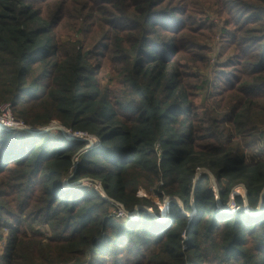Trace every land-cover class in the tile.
<instances>
[{
  "label": "trees",
  "instance_id": "16d2710c",
  "mask_svg": "<svg viewBox=\"0 0 264 264\" xmlns=\"http://www.w3.org/2000/svg\"><path fill=\"white\" fill-rule=\"evenodd\" d=\"M169 2L0 0V104L29 128L57 121L98 141L85 150L87 141L58 134L0 131V264H209L208 250L215 264H264V154L249 159L235 143L264 127V71L234 96L226 89L227 114L199 126L181 48L160 34L177 29L192 0L185 11ZM260 2H246L253 18H264ZM68 25L83 35L95 25V54L60 42ZM236 31L235 41L249 33ZM89 59L107 61L119 88H103ZM141 184L155 186L159 207L136 195ZM230 198L237 210L222 213ZM110 201L128 214L123 224ZM22 216L52 236L28 235Z\"/></svg>",
  "mask_w": 264,
  "mask_h": 264
},
{
  "label": "rangeland",
  "instance_id": "374dc122",
  "mask_svg": "<svg viewBox=\"0 0 264 264\" xmlns=\"http://www.w3.org/2000/svg\"><path fill=\"white\" fill-rule=\"evenodd\" d=\"M246 2H249V0H192L191 12L186 0H170L169 2L173 8H180L184 11L189 9L184 17H176L181 23L176 27L177 29L173 30L172 28L171 34L173 35L160 34L161 38L166 39L174 36L177 45L181 48L176 59L177 63L186 68L184 70L185 86L192 96L195 106L198 108L195 111V118L199 126H205L207 115L213 116V118L218 120L223 118L228 108L226 106V108H221V106L225 102L227 103L230 97L228 93H224L228 88L229 90L235 88L234 96L239 88L247 84L249 75L258 74L260 70L264 71V28H261L259 23V20L264 18L260 15H256L253 18ZM260 3L264 6V0H261ZM262 10H264V7L261 6L258 13L260 14ZM105 19L111 25L119 24L117 23L118 21L108 17H105ZM257 20L258 23H256ZM235 24L236 27L244 26L248 29L249 33L242 37L244 38L243 41H235V38L239 36L237 35L236 27H234ZM182 26H186L185 28L187 29L179 31ZM69 28L68 25V28L60 29L58 34L60 42L64 44L66 42H78L85 50L93 52V45L100 40L98 36H94L95 25L92 27L87 25L84 35L80 32H71ZM97 50L99 51V49ZM93 53L95 54V51ZM89 62L90 64L97 62L100 68L97 76L103 88L111 90L119 88V86H115L118 81V75L112 71V67L107 61L104 59L100 61L89 59ZM222 98H224V101ZM53 124L61 126L57 121H53L47 126L33 130H47L51 136L58 134L64 137L69 134L66 129H64L65 133L63 134L56 129H51ZM95 142L98 144L97 140ZM235 143L244 148L249 159L260 157L264 154V127L256 126L254 129H246L242 134L238 135ZM201 172L211 177V186L216 189L213 176L206 170ZM83 183L98 192L101 197L104 196L98 182L90 183V181L85 180ZM233 193L243 197V187L239 186ZM136 195L150 200L155 206L159 207L161 205L155 195V186L151 187L141 184L137 189ZM162 205L166 208L168 201L165 200ZM178 206L180 207V204ZM244 209L246 210V208ZM219 210L222 213H234L237 208L234 207L230 198L226 205L220 206ZM148 211L150 212L151 210L149 209ZM113 212V209H111L110 213L113 214ZM259 214L260 212H254L253 217H257ZM167 219L168 216L166 215L158 223L164 224ZM20 220L24 221V230L28 235L31 232H37L45 238L52 236L49 226L32 223L24 219L23 216L20 217ZM115 220L118 224L124 223L122 219ZM3 235L6 236L4 232ZM4 243V241L0 242V254ZM206 257L209 264H215L217 261L215 252L212 250L206 252Z\"/></svg>",
  "mask_w": 264,
  "mask_h": 264
},
{
  "label": "built area",
  "instance_id": "2783aa9c",
  "mask_svg": "<svg viewBox=\"0 0 264 264\" xmlns=\"http://www.w3.org/2000/svg\"><path fill=\"white\" fill-rule=\"evenodd\" d=\"M55 127H58L57 124H53V128L51 126V129H55ZM29 127L25 126L21 121L16 120L12 114L11 106L10 104H0V131H22L26 133V130ZM69 134L65 135L64 137L68 139H72L70 137H73V139H79L84 140L89 143L87 148H89L91 145L96 144V138L93 136H89L86 133H71L68 131ZM111 204L114 205V216L116 219H125L128 217V214L125 212L122 205L117 204L115 202L110 201Z\"/></svg>",
  "mask_w": 264,
  "mask_h": 264
},
{
  "label": "water",
  "instance_id": "95a60500",
  "mask_svg": "<svg viewBox=\"0 0 264 264\" xmlns=\"http://www.w3.org/2000/svg\"><path fill=\"white\" fill-rule=\"evenodd\" d=\"M55 129L58 130V131H59L60 133H62V134L65 133L64 128L61 127V126L55 127ZM46 132H47V130L37 131V130L30 129V128L26 130V133L31 134V135H38V134H40V133H46ZM64 135H65V134H64ZM70 138L73 139V137H70ZM196 179H197V178H196ZM242 187H243V186H242ZM243 190H244V188H243ZM103 194H104V193H103ZM243 197L245 198V190H244V196H243ZM103 198H106V196L104 195ZM180 207H183V205L180 204ZM261 207H262V204H260V207L257 208L255 211H253V213H254V212H259V210H260ZM246 208H247V207H246ZM246 211L251 212L249 209H246Z\"/></svg>",
  "mask_w": 264,
  "mask_h": 264
},
{
  "label": "bare ground",
  "instance_id": "6f19581e",
  "mask_svg": "<svg viewBox=\"0 0 264 264\" xmlns=\"http://www.w3.org/2000/svg\"><path fill=\"white\" fill-rule=\"evenodd\" d=\"M102 196H103V195H102ZM229 209H230V208H229ZM229 209H228V210H229Z\"/></svg>",
  "mask_w": 264,
  "mask_h": 264
}]
</instances>
